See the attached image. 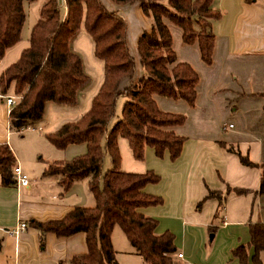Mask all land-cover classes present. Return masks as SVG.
<instances>
[{
	"label": "crops",
	"instance_id": "0c3cea01",
	"mask_svg": "<svg viewBox=\"0 0 264 264\" xmlns=\"http://www.w3.org/2000/svg\"><path fill=\"white\" fill-rule=\"evenodd\" d=\"M100 2L125 22V43L135 63L133 79H137L142 75L137 40L142 32L150 31L151 20L137 3ZM57 3L63 16L64 0ZM210 7L218 17L210 20L214 39L209 64L201 60L196 43H183L181 29L163 20L171 35L175 62L188 64L197 75L192 106L183 99L153 96L160 111L184 117L181 125L172 128L183 138L178 157L170 160L167 151L157 157L145 146L140 164L124 170H152L158 175L157 183L142 190L161 198V203L142 207L139 212L157 221L156 233H172V254L181 253L177 259L182 264H239L231 250L249 241L250 223L264 222V191L255 194L260 167L264 166V0H212ZM4 66L0 61V73ZM85 88L77 91L73 105L45 103L41 119L21 130L9 127L6 106L0 99V143L8 142L13 163L29 179L23 187L0 183V264H73V257L86 252L82 232L68 236L45 232L41 245L39 232L31 224L58 220L74 206L94 203L87 177L73 180L63 190L60 174L42 173L52 162L67 161L85 152L83 143L56 149L43 135L45 108L51 105L72 114ZM60 122L52 131L64 123ZM22 133L30 134L27 154L17 153L11 140L14 134ZM230 147L257 166L241 164L227 150ZM234 189L245 192L239 195ZM208 191L221 193L220 209L216 197H205ZM19 223L25 227L11 232ZM116 227L110 233L116 264H148ZM252 253L250 248L248 256ZM259 258L264 264V251Z\"/></svg>",
	"mask_w": 264,
	"mask_h": 264
},
{
	"label": "trees",
	"instance_id": "16d2710c",
	"mask_svg": "<svg viewBox=\"0 0 264 264\" xmlns=\"http://www.w3.org/2000/svg\"><path fill=\"white\" fill-rule=\"evenodd\" d=\"M25 1L34 0H0V58L5 49L20 38ZM111 1L115 4L137 3L151 20L150 31L142 32L137 40L142 69L139 78L133 79L135 63L125 43V22L117 13L108 11L100 0H64L63 16L57 0H46L30 29L28 46L0 73V93L5 94L12 86V94L18 97L7 116L9 127L21 130L41 119L47 102L75 104L77 91L87 84L88 77L83 72L81 60L70 49V41L80 25L92 41L93 54L103 65L101 83L88 109L77 119L64 122L44 135L59 150L70 144H85L83 154L50 163L42 173L60 174L63 190L73 180L87 177L94 203L74 206L61 219L31 221V224L39 232L41 245L45 232L56 236L82 232L86 252L73 257V264H116L110 241L115 225L133 251L148 264H182L169 256L175 249L172 233H156L157 221L139 212L142 207L161 203V198L142 190L147 184L157 183L158 175L152 170L140 173L120 170L116 137L127 140L135 160L143 158L145 146L151 147L157 157L164 151L170 160L178 157L183 138L175 135L172 128L181 125L184 117L160 111L153 96L183 99L192 106L197 75L188 64L175 62L171 35L163 20L167 19L181 29L183 43H196L201 60L209 64L214 39L210 20L217 18L218 13L210 7L212 0ZM120 96L124 98L120 117L107 129ZM227 150L234 153L241 164L257 166L237 149L230 147ZM104 152L110 157L111 168L101 174ZM13 162L14 156L7 143H0L1 185L13 183ZM260 169L256 195L264 191V166ZM233 191L239 195L245 192L241 189ZM205 197H216L218 208H221V193L208 191ZM248 229L249 241L233 248L231 255L239 264H248L249 260L251 264H263L259 253L264 251V222L250 223ZM250 248L253 253L249 257Z\"/></svg>",
	"mask_w": 264,
	"mask_h": 264
},
{
	"label": "rangeland",
	"instance_id": "374dc122",
	"mask_svg": "<svg viewBox=\"0 0 264 264\" xmlns=\"http://www.w3.org/2000/svg\"><path fill=\"white\" fill-rule=\"evenodd\" d=\"M45 1L46 0H34L23 2L25 18L21 27L20 38L12 47H10V49H8V51H5L1 56L0 61L4 63V68L10 63L16 61V59L19 57L21 50L27 46L30 29L38 18V11L40 6ZM70 49L79 56L82 63L83 72L88 77V82L84 91L81 92L82 94L78 95V106L76 107L75 111L72 112V114L70 112L62 111V109L59 107H53L51 105H48L45 108L44 122L46 126L44 128L43 135L50 133L54 129V127H56L59 121H72L73 119H76L80 115H82L88 109L91 97L96 93L102 80V61L96 58L93 54L92 41L88 34L84 31L82 25H80L79 29L70 41ZM8 93H12V86L7 89L5 94ZM123 102L124 98L121 96L116 100L114 115L109 120L107 124V129H110L120 117ZM11 140L17 153H28V144L31 140L29 133H24L23 135L14 134ZM116 144L120 157L118 168L126 172H135L131 170H124L130 169L133 164H140L138 160L136 161L133 158L127 140L121 136H117ZM54 164L53 166H55ZM110 168V157L108 153L104 152L100 166L101 174H103L106 170Z\"/></svg>",
	"mask_w": 264,
	"mask_h": 264
},
{
	"label": "built area",
	"instance_id": "2783aa9c",
	"mask_svg": "<svg viewBox=\"0 0 264 264\" xmlns=\"http://www.w3.org/2000/svg\"><path fill=\"white\" fill-rule=\"evenodd\" d=\"M0 99L3 100V103L6 106V113L7 116L9 114L10 109L16 104V101L18 99V97L16 95H2L0 94ZM230 126V125H228ZM11 174H12V178H13V184L16 187H23V186H27L29 183V179L28 177L20 170L19 166H17L16 164L13 163L12 167H11ZM25 227L24 223H19L17 226H15L13 228V230H11V232L13 233H17L19 230L23 229ZM174 255L175 258L181 259V253H174V254H170L169 256Z\"/></svg>",
	"mask_w": 264,
	"mask_h": 264
}]
</instances>
